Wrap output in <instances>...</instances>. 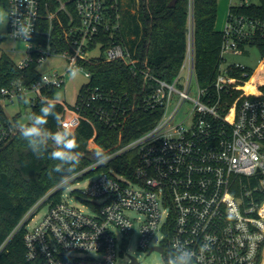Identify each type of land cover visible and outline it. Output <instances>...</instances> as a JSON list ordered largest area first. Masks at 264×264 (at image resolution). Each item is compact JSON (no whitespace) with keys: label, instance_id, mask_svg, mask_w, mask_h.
Listing matches in <instances>:
<instances>
[{"label":"built area","instance_id":"2783aa9c","mask_svg":"<svg viewBox=\"0 0 264 264\" xmlns=\"http://www.w3.org/2000/svg\"><path fill=\"white\" fill-rule=\"evenodd\" d=\"M122 1L35 0L28 10L26 0H7L8 36L14 31V20L33 25L30 40L23 41L25 55L16 66L26 70L35 62L40 75L28 83L21 75L0 85V149L19 133L17 118L7 112L8 103L30 95L33 107L38 99L53 98L46 91L63 85L70 66H78L90 79L85 67L90 59L122 60L135 75L142 74V87L117 92L84 86L73 106L59 102L62 127L73 132L82 120L93 125L94 117L121 131L136 110L159 111L149 129L125 144L119 136L108 149L95 143L93 126L86 145L87 152L95 151L91 164L70 182L91 178L74 192L82 206L62 199L61 191L69 184L60 185L38 199L15 228L24 231L27 264H118V246L135 234L140 248L165 253V261L180 241L197 252L198 264H263L264 84L253 83L251 75L246 78V66L222 67V63L225 53H242L245 48L240 44L258 30L264 32V23L243 16L227 19L218 73L209 86H202L196 76L191 19L187 50L171 80L151 75L147 60L137 54L132 42L98 40L121 28ZM62 14L70 47L59 50L52 46L51 35ZM51 57L66 61L63 72L40 71ZM248 83L255 90L247 89ZM130 151L136 159L131 170L126 168L128 174L109 164ZM97 152L109 157L107 163L97 164ZM44 205L46 212L30 226ZM205 237L213 243L201 255Z\"/></svg>","mask_w":264,"mask_h":264},{"label":"trees","instance_id":"16d2710c","mask_svg":"<svg viewBox=\"0 0 264 264\" xmlns=\"http://www.w3.org/2000/svg\"><path fill=\"white\" fill-rule=\"evenodd\" d=\"M170 1L123 0L121 28L114 31L113 36H109L106 32L98 40H102L105 44L122 40L132 42L133 47H137V54L147 60L151 75L171 80L182 64L187 50L191 19L196 76L202 86H209L222 62L223 31L215 27L218 0H176L174 6L169 5ZM3 2L7 8V0ZM131 6L134 7L132 12L128 8ZM232 15L264 23V0H242L240 4H232L229 7L228 18ZM66 22L62 14L60 21H55L52 31V46L59 50L70 47V43L63 34ZM247 44L256 45L264 55V32L258 30L246 44L240 45L245 48ZM36 65L32 62L29 68L20 70L16 63L3 52L0 55V85H7L12 79L20 78L21 75L25 76V83L37 79L40 72L35 69ZM85 67L91 72V77L80 88V92L87 85L104 89L112 88L117 92L139 90L142 87V74L135 75L122 60L90 59L89 62H85ZM245 70L249 74L246 77L248 78L252 71L248 67ZM246 88L255 90L251 83H248ZM55 91L56 89H52L46 91V94L54 97ZM41 101L42 99L36 100L32 113H39ZM56 111L62 114L61 104H57ZM158 117V110L138 109L130 114L121 131L94 117H92L93 125L82 120L73 131L80 144L78 151H85L84 154H80L78 170L87 166L90 163V156L95 154V151H86V145L94 133V127L96 128L95 143L102 149H108L118 142L119 136H121L122 144L137 137L149 129ZM47 127L53 131L56 130V122L51 117ZM135 159V152L130 151L109 164L117 167L121 173L128 174L126 168L131 170ZM55 163L49 160L47 155L37 159L27 143L20 139L19 133L0 149V247L8 240L0 251V264H27L24 231L22 228L15 231V228L29 208L58 183L60 174L53 173L52 177H49V171ZM56 197L58 200L59 195Z\"/></svg>","mask_w":264,"mask_h":264},{"label":"clouds","instance_id":"9594fccd","mask_svg":"<svg viewBox=\"0 0 264 264\" xmlns=\"http://www.w3.org/2000/svg\"><path fill=\"white\" fill-rule=\"evenodd\" d=\"M26 3L28 10H31L34 7L35 0H26ZM16 13L17 11L11 15H16ZM31 14L34 16L35 12ZM8 19L9 16L0 11V25L6 26ZM13 28L14 31L9 36L14 40H30L33 32L31 23L25 22L23 19H17L13 21ZM67 71L70 77L75 79L79 73V67L70 66ZM23 99L24 103L29 102L27 98ZM59 102V96L42 100L39 113H31L26 123H20L16 127L20 139L27 143L28 148L37 159H42L47 155L49 160L56 162L49 171V177L51 178L53 173L60 174L58 183L67 186L77 174L80 164V153L78 151L80 144L72 131L61 126L62 117L56 111ZM50 117L56 122L55 131L47 127ZM108 159L109 157L106 154L96 153L98 165L107 163ZM212 243L211 237H205L199 248L200 254L210 251ZM198 261L199 257L196 251L189 249L183 242L177 241L169 250L165 264H198Z\"/></svg>","mask_w":264,"mask_h":264},{"label":"rangeland","instance_id":"374dc122","mask_svg":"<svg viewBox=\"0 0 264 264\" xmlns=\"http://www.w3.org/2000/svg\"><path fill=\"white\" fill-rule=\"evenodd\" d=\"M128 8L132 12L133 11L132 9L134 7L131 6ZM0 11L8 15V11L4 5L3 0H0ZM25 50H26L25 42L14 41L10 39L8 36L7 25L4 27L3 25H0V55L3 52H5L14 62H18L25 55ZM93 51L95 54H97L99 52V49L95 48ZM224 59L225 60L222 63V67H226L232 63L246 66L250 68L252 71L251 74L252 82L260 85L264 84V55H262V53L260 52V50L256 45L247 44L245 46V50L242 51V53L240 54L225 53ZM66 65H67L66 61L63 60L62 58L51 57L47 59V61L43 64V66L40 67V71L47 74H52L55 71L63 72ZM88 80H89L88 77L81 70H79V73L75 79L71 78L70 75L67 74L64 78L63 85L56 89L55 97L59 96L60 101H64L68 105H74L78 99V93L80 91V88L84 84H86ZM7 112L11 116H15L19 124L26 123L28 116L32 113L31 103L30 101L28 103H24V100H15L14 102L8 103ZM79 153L84 154L85 151ZM91 157L92 156H90V160ZM90 164L91 161L87 166H89ZM90 179H91L90 177H85L84 179L79 180L78 183L75 181L69 184L61 191L62 199L69 200L70 203L81 207L82 202L77 197L74 196V192L75 189L83 188L90 181ZM60 185L61 184L59 183L55 184L45 194L59 189ZM54 198L55 199L57 198L56 195H54ZM46 210H47V206L46 205L42 206L39 212L36 214V217H34L33 220L30 222V226L35 224L44 215ZM115 231H117V228L115 229ZM156 241L157 239L155 240V242ZM118 250H119L117 257L118 264H128L130 260V256L137 258L140 264H165V253L156 250L149 252L140 248L138 245L137 234L133 235L130 239L127 240V242L121 243L118 246Z\"/></svg>","mask_w":264,"mask_h":264},{"label":"crops","instance_id":"0c3cea01","mask_svg":"<svg viewBox=\"0 0 264 264\" xmlns=\"http://www.w3.org/2000/svg\"><path fill=\"white\" fill-rule=\"evenodd\" d=\"M242 0H218V10L215 27L223 30L228 19L229 7L232 4H240ZM16 63V62H15Z\"/></svg>","mask_w":264,"mask_h":264},{"label":"water","instance_id":"95a60500","mask_svg":"<svg viewBox=\"0 0 264 264\" xmlns=\"http://www.w3.org/2000/svg\"><path fill=\"white\" fill-rule=\"evenodd\" d=\"M176 3V0H171L169 5L170 6H174ZM159 250H161L162 248L161 247H158ZM133 258V262L131 264H138V262L136 261L135 257H132Z\"/></svg>","mask_w":264,"mask_h":264}]
</instances>
